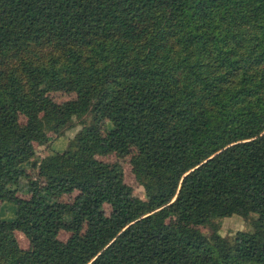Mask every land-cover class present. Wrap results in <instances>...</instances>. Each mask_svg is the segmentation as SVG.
I'll return each instance as SVG.
<instances>
[{"label": "trees", "instance_id": "trees-1", "mask_svg": "<svg viewBox=\"0 0 264 264\" xmlns=\"http://www.w3.org/2000/svg\"><path fill=\"white\" fill-rule=\"evenodd\" d=\"M132 143L144 199L97 158ZM0 200V264H264V0H0Z\"/></svg>", "mask_w": 264, "mask_h": 264}, {"label": "rangeland", "instance_id": "rangeland-1", "mask_svg": "<svg viewBox=\"0 0 264 264\" xmlns=\"http://www.w3.org/2000/svg\"><path fill=\"white\" fill-rule=\"evenodd\" d=\"M53 100L56 102H61L66 99L63 94L52 95ZM21 123H24L25 117L19 116ZM81 128L76 118H73L69 124L60 130V132H49V141L44 145H38L35 143V154L30 158L32 160H38L46 155H51L55 153H60L67 148L69 140L75 135V133ZM136 151L135 143L130 144V152L128 154H117L112 153L104 156H98L97 158L110 167H113L116 173L120 176L122 181L132 188L133 194L144 199L145 193L142 186L136 180L130 163L131 155ZM23 169L28 173V177L22 176L16 185V195L19 198L29 197V178L35 176V170L30 168V164L26 163L23 165ZM75 191L68 194H57V198L63 201L72 200ZM16 205L12 201L0 200V218L11 220L15 217ZM104 211L107 215L110 214L111 208L108 203L104 204ZM255 214L251 213L247 217H243L237 214H233L228 217H224L220 220L219 233L227 238L232 239L237 231L240 230H250L252 229V221L255 218ZM204 234L209 235L211 233L208 227H200ZM17 244L21 248H27L29 243L26 236L22 231L16 230L14 232ZM70 232L64 229L58 231L57 238L61 241L68 239Z\"/></svg>", "mask_w": 264, "mask_h": 264}]
</instances>
